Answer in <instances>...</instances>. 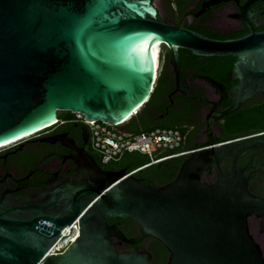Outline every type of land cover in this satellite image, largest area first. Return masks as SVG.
Masks as SVG:
<instances>
[{"label":"water","instance_id":"water-1","mask_svg":"<svg viewBox=\"0 0 264 264\" xmlns=\"http://www.w3.org/2000/svg\"><path fill=\"white\" fill-rule=\"evenodd\" d=\"M256 3L264 0H246L237 16L248 33L221 40L165 23L153 0H0V149L54 126L58 111L80 113L86 122L126 121L155 87V47L159 67L161 47L169 52L176 90L183 82L180 50L234 57L227 76L237 81L226 93L229 106L207 118L205 147L188 154L165 185L103 171L83 153L75 160L81 185L55 176L19 196L1 195L0 264H154L149 251L133 247L135 238L108 222L116 219L133 221L138 234L160 243L166 264H264L248 226L260 219L264 238V199L249 192L236 167L239 157L264 153V138L220 143L211 128L264 94V31L255 30L250 12ZM225 158H233L230 172L219 169ZM212 164L217 179L208 183L203 174ZM79 216L75 241L40 262Z\"/></svg>","mask_w":264,"mask_h":264},{"label":"flooded vegetation","instance_id":"flooded-vegetation-1","mask_svg":"<svg viewBox=\"0 0 264 264\" xmlns=\"http://www.w3.org/2000/svg\"><path fill=\"white\" fill-rule=\"evenodd\" d=\"M161 1L164 4L166 17L163 18L156 8L161 19L169 25H182L186 29L206 36L227 35L245 31V34L248 33L247 28L237 17L240 7L246 0ZM203 4L205 6L204 11L196 16L195 14L202 8ZM250 12L253 14L252 20L255 30L257 32L264 31V5L259 3L252 5ZM161 50L163 63L160 66L159 74H161L162 94L160 99H157L150 107L147 116L156 110L158 115L153 119L154 121L175 123L185 129L187 139L182 152L189 153L177 159L183 162L188 154L205 147L208 140L207 118L213 108L219 112L229 106L230 99L226 93L237 85V81L229 78L227 73L216 72L211 67L199 68L195 65H189L180 67L183 82L176 90L175 75L169 63V52L165 46H162ZM212 82L220 86L222 90H218ZM256 108H264V94L250 98L234 113L252 111ZM145 121L148 122L149 119L145 118ZM224 124L225 117L211 125L213 138L217 142L222 143L255 136L264 138V125L226 133ZM146 125V123L141 122L135 130H140ZM63 140L68 145L64 144ZM83 153L90 155L103 171H120L127 168L123 165L124 163L114 166L101 165L98 161L99 158L90 150L88 129L81 122L63 117L53 127L24 142L0 151V196L5 192L11 196H19L26 191L40 187L48 179L55 176L67 179L76 187L81 185L83 178L77 172L75 160L79 159ZM166 163L159 164L160 167H163L158 174H150L149 172L146 173V170H141L136 173V177L144 183L147 180L146 183L153 186L165 185L170 181L164 183L161 178L170 177L174 171V163L169 162L168 165ZM232 166L233 158H225L220 163L219 169L230 172ZM236 167L244 170L243 175L248 178L249 192L264 199V153L249 152L238 158ZM217 172V166L212 164L209 170L203 174V180L208 183L214 182L217 179ZM146 174L148 178L145 176ZM248 226L255 241L264 249V238L260 231L261 220L250 218ZM130 227L126 223H119L117 226L118 230L125 236ZM133 236H138L137 231L133 233ZM144 238L147 239L135 243L133 247L150 252V237ZM120 249H125V246H121ZM167 259L168 253L165 264ZM152 262L156 264L153 255Z\"/></svg>","mask_w":264,"mask_h":264},{"label":"trees","instance_id":"trees-1","mask_svg":"<svg viewBox=\"0 0 264 264\" xmlns=\"http://www.w3.org/2000/svg\"><path fill=\"white\" fill-rule=\"evenodd\" d=\"M245 32L227 34V35H216V36L207 35V36H209L211 38H215V39L224 40V39H229V38L240 37V36H242V34H245ZM235 61H236V59L234 57H209V58L196 57V56H193L191 53H189L188 51H185V50H180V55H179L180 67H185V66H189V65H195L199 68L211 67V68L215 69L214 71H216V72L222 71V74L228 73L232 69ZM161 94H162L161 93V74H159V76L156 79L155 87L152 90L148 101H146V103L135 114L130 116V118H128L127 122H125V125H124L125 131L128 133H132V134H138L141 132L150 131V130L155 129V128H173V129H178L181 132V134L185 136V141H186L187 136L185 134V129L182 128L180 125L175 124V123L161 122L159 120L154 121L153 119H155V117L158 115L156 110L152 111V113H150V116H147V115H149L148 110L150 109V107H152L153 103L157 99L158 100L160 99ZM233 116H236V117L231 118ZM67 117L72 119V120L75 119V115L72 113L70 114V112L67 115ZM57 118H58V116H57ZM145 118H148L149 121L148 122L145 121ZM58 120H59V118H58ZM141 122H143L144 124L146 123L147 125L143 126L140 130H137V129L135 130V128ZM261 125H264V119H258L257 120V119H254L251 114H241V113H234V114L228 115L227 117H225V124H224L226 133H233V132L240 131L243 129L258 127ZM43 131H45V130H43ZM39 133H41V132H39ZM35 135H37V134H35ZM32 137H34V136H32ZM185 141H184V143H185ZM180 149H184V144L182 145V147ZM177 159L178 158L169 159V160L151 165V166H149L143 170H146L147 171L146 173L149 172L150 174H153V173L158 174L160 169L163 167V166L160 167L159 164L167 162L166 165H168L169 162H173L174 163V171H173L172 175L170 177H162L161 178L162 182H164V183L169 182V181H172L174 179L179 167L182 164L181 160H177ZM98 161L100 162L99 159H98ZM119 163H121V164L124 163L123 165H125L127 167L126 171L130 172V171H133L139 167H142V166L148 164L149 158L146 155H143V154H140L137 152L125 153L117 163H112V164L106 165V166H114V165H117ZM100 164L103 165L101 162H100ZM145 176L148 178L147 174ZM146 182H147V180H145V183ZM108 222L114 223L117 226L119 225V223L129 224L131 227L129 229V232L126 233V237L135 238L136 243H139L142 240L147 239V238L142 237L141 234H138V236H133V233L138 230V226H137V224H135L131 220L123 221L120 219H116V220H108ZM149 239L151 241V244L149 245L150 246V252L153 255V259H154L155 263L156 264H165V260L167 257V251L156 240H153L151 238H149Z\"/></svg>","mask_w":264,"mask_h":264},{"label":"built area","instance_id":"built-area-1","mask_svg":"<svg viewBox=\"0 0 264 264\" xmlns=\"http://www.w3.org/2000/svg\"><path fill=\"white\" fill-rule=\"evenodd\" d=\"M74 115V121L81 122L88 129L90 150L103 165L117 163L125 153L137 152L149 158L148 164L128 172L127 175L136 174L151 165L189 153L182 152L183 149H180L184 144L185 136L178 129L155 128L147 132L132 134L124 129L128 119L118 125H109L100 121L86 122L80 113H74ZM79 218L80 216L61 229L60 237L40 262L50 254L62 252L75 241L79 235Z\"/></svg>","mask_w":264,"mask_h":264},{"label":"rangeland","instance_id":"rangeland-1","mask_svg":"<svg viewBox=\"0 0 264 264\" xmlns=\"http://www.w3.org/2000/svg\"><path fill=\"white\" fill-rule=\"evenodd\" d=\"M155 5H156V7L158 8V10L160 11V14H161V16L163 17V18H165L166 16H165V9H164V4H163V2L161 1V0H155ZM160 68L161 67H159L158 68V70H157V73H158V75H159V73H160ZM69 114V112H60V111H58L57 112V116H58V118L59 119H61V118H63V117H67V115ZM71 114V113H70ZM241 114H251L252 115V117L254 118V119H264V108H256V109H254V110H248V111H244V112H241ZM237 116V115H236ZM236 116H233V117H231V118H235ZM35 136V135H34ZM30 138H32V137H30ZM30 138H28V139H30ZM28 139H25L24 141H26V140H28ZM24 141H21V142H24ZM14 145H16V144H13V145H10V146H8V147H5V148H2V149H0V151H2L3 149H6V148H10V147H12V146H14Z\"/></svg>","mask_w":264,"mask_h":264},{"label":"bare ground","instance_id":"bare-ground-1","mask_svg":"<svg viewBox=\"0 0 264 264\" xmlns=\"http://www.w3.org/2000/svg\"><path fill=\"white\" fill-rule=\"evenodd\" d=\"M152 50H153V60L155 62V68H156V71H157L158 68H159V66H158V54L160 52V49L158 47H155Z\"/></svg>","mask_w":264,"mask_h":264}]
</instances>
